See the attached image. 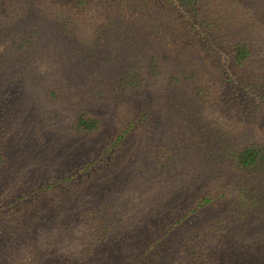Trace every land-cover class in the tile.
I'll return each mask as SVG.
<instances>
[{
	"label": "rangeland",
	"instance_id": "374dc122",
	"mask_svg": "<svg viewBox=\"0 0 264 264\" xmlns=\"http://www.w3.org/2000/svg\"><path fill=\"white\" fill-rule=\"evenodd\" d=\"M205 3L195 26L177 0H0V264H264V212L237 216L214 161L264 142L239 86L264 78V0Z\"/></svg>",
	"mask_w": 264,
	"mask_h": 264
},
{
	"label": "trees",
	"instance_id": "16d2710c",
	"mask_svg": "<svg viewBox=\"0 0 264 264\" xmlns=\"http://www.w3.org/2000/svg\"><path fill=\"white\" fill-rule=\"evenodd\" d=\"M93 0H69L73 6L81 9H86L92 4ZM206 0H177V9L182 8L188 10L191 20L195 26L199 23L201 17L205 16L207 10ZM190 28V27H189ZM253 50L246 43L236 42L231 44V54L233 69L245 67L252 61ZM137 69V67H135ZM134 68V69H135ZM151 70L156 73V67L151 65ZM153 73V74H155ZM135 76V75H134ZM244 75L239 82V87L246 95H249L253 100L255 113L264 111V78L259 75ZM133 77V76H131ZM137 77V76H136ZM260 80V81H258ZM137 84V80L134 81ZM224 98V96H223ZM256 100L258 103H255ZM237 116V115H236ZM100 127V121L93 118L89 113H82L75 123L77 131L82 133L92 134ZM214 161L222 165H226L227 170H232L235 176L232 177L234 189L237 191V196L234 200L235 212L240 219L252 220L260 218L264 212V142H246L244 145L232 144L229 141L221 140L220 149L216 151ZM170 164V163H167ZM225 183H229L226 181ZM218 200L225 197V191L219 190ZM210 195V194H209ZM206 195L199 200V205L192 214L198 213L199 208H206L209 204H213L212 197ZM9 215V213L7 214ZM264 225V223H263ZM197 236H211L214 234L211 227L206 225L199 228ZM159 245L157 244V249ZM198 246L191 247L194 255L204 251V246L198 250ZM158 251V250H157ZM155 252V251H154Z\"/></svg>",
	"mask_w": 264,
	"mask_h": 264
}]
</instances>
